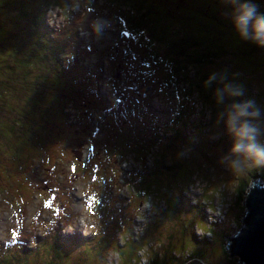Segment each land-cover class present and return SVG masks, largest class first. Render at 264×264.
Here are the masks:
<instances>
[{"label": "rangeland", "instance_id": "1", "mask_svg": "<svg viewBox=\"0 0 264 264\" xmlns=\"http://www.w3.org/2000/svg\"><path fill=\"white\" fill-rule=\"evenodd\" d=\"M84 1L72 0L70 13L54 8L45 15L56 39L66 36L82 45L64 64L74 78L75 99H67L61 118L48 119L46 135L53 139L33 144L43 148L41 156L32 151L15 163L12 151L0 154V193L6 192L0 194V264H150L160 254L165 264H189L194 253L203 264H237L224 238L239 230L244 195L259 175L264 178V167L242 161L237 171L224 159L233 143L226 127L231 98L216 119L198 95L167 90L165 81L169 58L191 42L222 54L200 71L188 69L189 81L198 83L202 74L208 84L216 83L215 93L219 84L248 93L241 102L258 112L252 123L264 143V46L241 39L234 27L246 0H93L89 9ZM251 3L264 14V0ZM32 11L34 6L23 20L33 27ZM4 45L1 38L0 49ZM22 75L35 80L32 72ZM115 131L125 137L118 142L124 139L136 151L113 146ZM152 145L162 157L158 164L176 166L156 175L150 192L156 194L143 200L132 192L142 187L132 175L141 166L150 174L140 178L147 185L154 179L152 158L138 162L141 150ZM102 147L118 151L104 155Z\"/></svg>", "mask_w": 264, "mask_h": 264}, {"label": "trees", "instance_id": "2", "mask_svg": "<svg viewBox=\"0 0 264 264\" xmlns=\"http://www.w3.org/2000/svg\"><path fill=\"white\" fill-rule=\"evenodd\" d=\"M4 1L5 3L2 5L4 12L0 15V17L3 16L4 18L3 21L5 26L4 32L0 35V39L3 38V40H5V47H3V49L1 48L2 50L0 49V154H5L6 151H12L11 158L16 163L19 161L20 157L26 158L30 156L32 151H35L41 156L40 150L43 148L34 146L33 144L39 141L48 144L49 141L53 139L52 136L49 137L46 135L48 133L47 125H51L52 122L48 119H51V117H53V119H55V117L61 118L69 102L67 99H75V97H72V92L70 91L74 78L71 77L72 80H70L67 77V74H65L67 65L64 67V64L71 59L68 58L71 57L73 52H79L82 45L76 40L70 41V38L66 36L63 39H56L54 30L45 24V15L48 10L57 8L61 11L64 10V12L70 13L72 6L69 3L72 0ZM85 1L86 3L83 5L85 9L93 6V0ZM104 2L108 4L111 0H105ZM62 4L65 5V8L62 7ZM31 6H34L35 9V11H32L34 14L32 19L33 27L29 23L30 20H23L25 19L24 16L31 12ZM10 18L12 23H6L7 19ZM27 34H30V36L28 39H25ZM157 42L159 43V41ZM68 43L71 44V47L68 46ZM176 44L177 43H171L168 45L174 47ZM201 45L196 42H191L188 48L184 49L181 47L182 50L180 53L176 52L169 58V65L167 67L168 80L165 82H167V90H172L175 93L179 92L181 95L184 93V95H188V97L189 94L192 96L194 94L198 95L202 98L200 104L204 102V105L209 109L213 118L219 119L223 116V111L222 115H220L221 108L227 106L230 98L233 102H241L242 99L246 98L245 96L248 95V93L243 95L244 91L237 89L235 85L232 86V89H229V87L219 84L220 89H218L219 91H217V94L214 92L215 88H217L216 83L210 80L208 84V78L203 77L202 74L197 77V80H200L198 83H194L192 80L189 81L191 74L187 71L188 69L189 71H200L202 65L206 63H215L214 60L222 56V54H215L209 51V48L204 50L201 48ZM70 49H72V51ZM68 50L70 53H68ZM182 52L183 55L181 54ZM64 53L67 54L66 60L63 61ZM192 65L200 69L193 68L191 67ZM27 72L35 74L34 81H29L31 79L30 77L22 75V73ZM160 72H163V76L165 75L164 67L163 71L161 70ZM219 76V78H221L220 74ZM201 85H203V87H201ZM221 85L226 89L221 88ZM183 87L186 88L182 89ZM193 87H201V89L197 91ZM73 89L75 88L73 87ZM224 90L228 91L227 96H225L226 92H224ZM229 91L238 92L239 95L231 97L229 96ZM188 97H185L186 101H188ZM71 102H74V100H71ZM178 118L180 119V117ZM173 129L175 138H179L180 133L178 129ZM116 132L117 131H115V137L113 136V146L116 147L117 143L120 144V146L126 144L125 147L122 148L126 149L127 145H130V147L135 150V146L124 139L118 142V136L122 138L125 137ZM155 147L156 145L147 148L144 147V149L141 150L142 161H138L143 164L144 159L149 161V159L152 158L153 168L151 166L150 169L154 170L152 173L154 174V179H152L151 183L147 185V180L140 178L139 174L143 173L146 175L147 168L145 167L143 170L141 166H139L138 170L140 172L132 175L134 176L133 180H140L138 185L142 187L138 192L134 191V187H132L133 190H131L134 196L143 200L147 199L152 194H156L150 193L156 190V175H159L163 170L170 173L176 166L173 162H171L169 166L158 164L162 157L158 155L160 152H154L153 148ZM138 149L140 148L138 147ZM101 151L102 154L105 155L118 150L113 147H111L110 150L109 147H102ZM127 155H131L134 158L137 157V159L140 160V155L135 152H131ZM162 161L164 162V160ZM135 164L137 165L138 163L136 162ZM134 170L136 169L134 168ZM4 172L5 176H7L9 169L6 168ZM148 174H150V172ZM0 178L4 177L0 176ZM259 178L262 179L263 176L259 175ZM138 185H135V187L137 188ZM4 192L5 190L1 191L0 194ZM241 195L243 196V192ZM132 231L131 229L130 233ZM73 238L76 242L78 241L75 237ZM63 241L64 240L60 238V242L63 243ZM130 242L135 243L139 241H137L136 238L135 241L131 240ZM141 245L144 246L142 247L144 249L145 245L142 243ZM142 248L138 250L139 254L144 251ZM224 248L226 247L224 246ZM160 256L161 259H155L150 264H165L163 259L164 256L162 254H160ZM189 259L202 260L197 253H194ZM17 264H19V262H17Z\"/></svg>", "mask_w": 264, "mask_h": 264}, {"label": "clouds", "instance_id": "3", "mask_svg": "<svg viewBox=\"0 0 264 264\" xmlns=\"http://www.w3.org/2000/svg\"><path fill=\"white\" fill-rule=\"evenodd\" d=\"M234 27L241 39L250 41L258 47L264 46V14L258 12L251 0L239 5L234 17ZM95 31H100L99 23H94ZM238 92L229 91V96H238ZM249 102H233L229 106L226 120L228 133L233 143L229 156L230 167L239 171L242 161L253 167H264V143L259 139V128L252 123L258 116L257 111H250ZM231 157H235L232 159Z\"/></svg>", "mask_w": 264, "mask_h": 264}, {"label": "water", "instance_id": "4", "mask_svg": "<svg viewBox=\"0 0 264 264\" xmlns=\"http://www.w3.org/2000/svg\"><path fill=\"white\" fill-rule=\"evenodd\" d=\"M243 208L236 235L224 238L228 256L237 264H264V178L251 183ZM189 264L203 263L196 260Z\"/></svg>", "mask_w": 264, "mask_h": 264}]
</instances>
